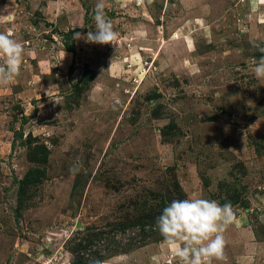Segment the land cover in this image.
Masks as SVG:
<instances>
[{
  "label": "rangeland",
  "instance_id": "obj_1",
  "mask_svg": "<svg viewBox=\"0 0 264 264\" xmlns=\"http://www.w3.org/2000/svg\"><path fill=\"white\" fill-rule=\"evenodd\" d=\"M97 2L0 0L25 49L0 85V264H178L155 221L200 196L234 208L228 264H264V0H103L117 40L73 39Z\"/></svg>",
  "mask_w": 264,
  "mask_h": 264
},
{
  "label": "clouds",
  "instance_id": "obj_2",
  "mask_svg": "<svg viewBox=\"0 0 264 264\" xmlns=\"http://www.w3.org/2000/svg\"><path fill=\"white\" fill-rule=\"evenodd\" d=\"M95 30L82 37L77 33L73 39H84L87 43L113 45L118 38L111 20L104 11L103 0H98L93 12ZM264 53V48L259 49ZM25 49L12 32H0V85L16 80L22 71ZM251 71L257 79H264V55L250 58ZM83 168L77 161L70 169L72 175ZM235 220L230 202L221 204L203 196L174 199L156 218L155 227L177 259L178 264H228L227 241L224 233Z\"/></svg>",
  "mask_w": 264,
  "mask_h": 264
},
{
  "label": "trees",
  "instance_id": "obj_3",
  "mask_svg": "<svg viewBox=\"0 0 264 264\" xmlns=\"http://www.w3.org/2000/svg\"><path fill=\"white\" fill-rule=\"evenodd\" d=\"M64 47L66 51L73 53V48L70 45H64Z\"/></svg>",
  "mask_w": 264,
  "mask_h": 264
}]
</instances>
